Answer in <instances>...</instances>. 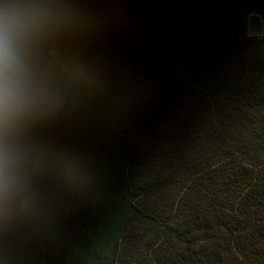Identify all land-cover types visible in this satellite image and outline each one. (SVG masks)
I'll return each mask as SVG.
<instances>
[{"label":"trees","instance_id":"1","mask_svg":"<svg viewBox=\"0 0 264 264\" xmlns=\"http://www.w3.org/2000/svg\"><path fill=\"white\" fill-rule=\"evenodd\" d=\"M84 2L102 30L83 55L139 99L89 119L97 190L11 264H264V34H248L264 0ZM72 130L45 135L75 144Z\"/></svg>","mask_w":264,"mask_h":264},{"label":"clouds","instance_id":"2","mask_svg":"<svg viewBox=\"0 0 264 264\" xmlns=\"http://www.w3.org/2000/svg\"><path fill=\"white\" fill-rule=\"evenodd\" d=\"M102 30L84 0H0V242L4 264L21 243L62 226L90 198L101 165L90 138L54 142L45 130L115 119L142 85L83 55Z\"/></svg>","mask_w":264,"mask_h":264},{"label":"water","instance_id":"3","mask_svg":"<svg viewBox=\"0 0 264 264\" xmlns=\"http://www.w3.org/2000/svg\"><path fill=\"white\" fill-rule=\"evenodd\" d=\"M263 25H264V21L262 19L251 17L249 19L248 34L253 36L262 35Z\"/></svg>","mask_w":264,"mask_h":264},{"label":"rangeland","instance_id":"4","mask_svg":"<svg viewBox=\"0 0 264 264\" xmlns=\"http://www.w3.org/2000/svg\"><path fill=\"white\" fill-rule=\"evenodd\" d=\"M251 17H253V18H257V19H262V20L264 21V18H263L261 15H259L258 13H252V14L249 16V19H250ZM262 28H263V26H262ZM259 36H262V35H259ZM72 132H74V135L78 138L79 141H80V140H83V139L86 138V137H87V138H90V139L92 140V142H93V144H94V147H95V149H96V152H97V148H98V146H96L93 137H91V136L86 132V130H84V129H73Z\"/></svg>","mask_w":264,"mask_h":264},{"label":"built area","instance_id":"5","mask_svg":"<svg viewBox=\"0 0 264 264\" xmlns=\"http://www.w3.org/2000/svg\"><path fill=\"white\" fill-rule=\"evenodd\" d=\"M262 34H264V25H263V28H262Z\"/></svg>","mask_w":264,"mask_h":264}]
</instances>
